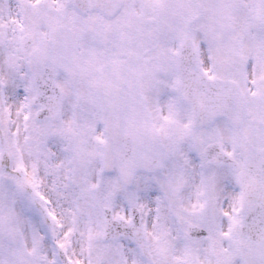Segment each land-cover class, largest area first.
Listing matches in <instances>:
<instances>
[{
    "label": "snow or ice",
    "instance_id": "obj_1",
    "mask_svg": "<svg viewBox=\"0 0 264 264\" xmlns=\"http://www.w3.org/2000/svg\"><path fill=\"white\" fill-rule=\"evenodd\" d=\"M0 264H264V0H0Z\"/></svg>",
    "mask_w": 264,
    "mask_h": 264
}]
</instances>
